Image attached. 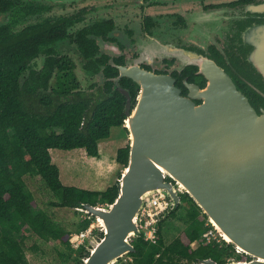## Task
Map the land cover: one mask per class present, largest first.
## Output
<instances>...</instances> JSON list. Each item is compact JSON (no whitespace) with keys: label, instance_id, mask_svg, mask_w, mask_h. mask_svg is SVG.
Segmentation results:
<instances>
[{"label":"water","instance_id":"95a60500","mask_svg":"<svg viewBox=\"0 0 264 264\" xmlns=\"http://www.w3.org/2000/svg\"><path fill=\"white\" fill-rule=\"evenodd\" d=\"M256 68L264 78V66ZM201 73L206 88L189 85L190 97H183L168 75L122 69L140 91L133 106L129 91L116 86L127 101L129 160L112 204L78 208L102 233L89 241L83 264H117L135 253L132 239L141 236L138 219L146 199L166 193L167 217L182 203L179 190L227 244L249 258L227 264H264V109H254L224 71Z\"/></svg>","mask_w":264,"mask_h":264},{"label":"flooded vegetation","instance_id":"af4514ba","mask_svg":"<svg viewBox=\"0 0 264 264\" xmlns=\"http://www.w3.org/2000/svg\"><path fill=\"white\" fill-rule=\"evenodd\" d=\"M8 1L29 8L17 34L44 26L57 33L26 63L21 85H47L49 92L65 85L94 96L110 87L123 96L117 86L135 106L140 91L124 68L168 75L183 97H190L189 85L204 90L201 71L217 68L254 109H264V78L256 68L264 66V0ZM10 21V13H0V26Z\"/></svg>","mask_w":264,"mask_h":264},{"label":"trees","instance_id":"16d2710c","mask_svg":"<svg viewBox=\"0 0 264 264\" xmlns=\"http://www.w3.org/2000/svg\"><path fill=\"white\" fill-rule=\"evenodd\" d=\"M28 10L23 3L15 7L13 1L0 0V13L11 15V21L0 26V264H30L25 250L29 234L46 243L72 247L70 231L57 228L45 211L33 213L35 198L27 191L26 176L41 177L48 189L61 193L62 200L52 205L56 208L110 205L118 195V181L105 191L63 185L50 150L84 148L89 157L96 158L100 156L99 143L110 139L112 128L123 127L128 133L124 127L126 99L110 87L94 96L79 92L78 87L59 85L49 92L47 85L20 84L19 75L26 63L57 37L56 31L45 26L28 27L17 34L22 14ZM129 151L128 144L117 152L116 161L124 168ZM120 177L121 173L118 180ZM184 196L194 206L188 210L189 226L167 244L164 224L176 219L182 206L167 217L166 212L157 224L156 242L146 241L143 235L134 238L136 251L126 256L132 261L125 264H200L206 259L227 264L234 255L236 260H249L224 241L207 243L203 234L209 229L208 218L187 194ZM28 246L34 253L41 251L36 241ZM81 252L78 264L88 256L87 247Z\"/></svg>","mask_w":264,"mask_h":264},{"label":"rangeland","instance_id":"374dc122","mask_svg":"<svg viewBox=\"0 0 264 264\" xmlns=\"http://www.w3.org/2000/svg\"><path fill=\"white\" fill-rule=\"evenodd\" d=\"M53 1L66 2V0H53ZM56 132L58 134H61L62 130L56 129ZM125 140H129V135L123 127L112 128L111 137L108 140L109 141L108 146L111 149V153L113 152L115 157H117L118 150L125 147L123 144ZM101 145L103 147L107 146L106 141ZM108 151L109 148L102 150L104 155L109 154ZM97 166L98 169L100 165ZM124 170L125 168H122L120 173L122 174ZM76 174L73 177L72 176L73 173L70 172L69 174L70 177L67 176L66 179L68 181L69 180L72 181V179H76L77 182L81 184H88L95 186L94 181H96V179L93 176H89L85 179L82 178L77 179ZM60 179L63 185L68 187H76V186H69L64 182V180H62V178ZM25 182L27 185V191L32 193L35 198L34 203L32 205L33 213L38 214L41 211L47 212L57 228H64L72 233L70 240L72 244L71 248H66L55 242L46 243L36 238L34 235L29 234L28 236L29 239L27 241L25 250L30 264H78L77 261L81 257L82 248L84 246L87 247L89 241H91V238H93V236H97L99 233L97 230L96 222L94 221L93 223L94 218H91L88 215L79 212L78 209L72 210L69 208L53 207L52 206L53 203L60 202L62 200L61 193L53 192L50 189H48L45 182L41 179V177L26 176ZM113 182L115 183L114 180H111L109 184H112L111 186H113L114 185ZM97 184L104 185L103 183L100 182L96 183V185ZM103 190H105V188ZM181 197H182V203H181L182 208L178 212L176 219H169L164 224L163 232L167 244L171 243L174 239L179 237L190 224V219L188 217V210L194 209V206L188 203V200L185 199L184 195H181ZM91 229H93V232H91V234L88 235L89 234L88 231H90ZM83 233H86L85 238L81 237ZM87 236H89V238H87ZM84 239H88V240H84ZM31 241H36L39 244L41 251L34 253L28 246V243ZM197 246L198 244L193 245L194 248H196ZM236 258L237 256L234 255L230 259L236 260ZM131 260L132 258L124 257L120 259V261L117 264H125L128 261L130 262Z\"/></svg>","mask_w":264,"mask_h":264},{"label":"crops","instance_id":"0c3cea01","mask_svg":"<svg viewBox=\"0 0 264 264\" xmlns=\"http://www.w3.org/2000/svg\"><path fill=\"white\" fill-rule=\"evenodd\" d=\"M108 140H103L99 143L100 156L96 158L89 157L84 148H79L70 151L58 150V149L50 150L53 163L59 167L60 178H62V180H64V182L69 186H76L77 188L92 190V191L107 190L112 185L109 184L111 180H114L116 183L118 180L119 173L124 167L116 161V157L114 156L113 152L111 153V149L108 146L109 144ZM105 141L107 143V146L103 147L101 144L104 143ZM123 144L126 147L129 144V140H125ZM108 148H109L108 151L109 154L104 155L102 150ZM97 165H100L98 169H97L98 167ZM70 172L73 173L72 175L73 177L77 173L76 174L77 179L78 178L85 179L89 176H93L96 179V181H94L95 186L88 184H81L77 182L76 179H72V181L70 180L68 181L66 178L67 176H69ZM99 182L103 183L104 185H100V184L96 185V183ZM104 188L105 190H103Z\"/></svg>","mask_w":264,"mask_h":264},{"label":"built area","instance_id":"2783aa9c","mask_svg":"<svg viewBox=\"0 0 264 264\" xmlns=\"http://www.w3.org/2000/svg\"><path fill=\"white\" fill-rule=\"evenodd\" d=\"M181 191V190H180ZM182 192V191H181ZM108 205H106L107 207ZM171 208V201L166 193L156 194L146 199L143 209L140 212L138 219L139 227L144 238L148 242L154 243L157 237V224L161 220L162 216ZM206 226L209 228L204 234L203 238L207 243L213 241L221 243L223 238L218 234L214 227L208 222ZM93 232V229L88 231V235ZM86 233H83L81 237L85 238ZM89 238V236H87ZM88 240V239H84ZM83 240V242H84ZM229 261H234L230 259Z\"/></svg>","mask_w":264,"mask_h":264},{"label":"clouds","instance_id":"9594fccd","mask_svg":"<svg viewBox=\"0 0 264 264\" xmlns=\"http://www.w3.org/2000/svg\"><path fill=\"white\" fill-rule=\"evenodd\" d=\"M179 194H180V195H184L185 193H184L183 191L181 192V191L179 190ZM169 199H170V198H169ZM170 201H171V200H170ZM108 206H109V205H108ZM103 207H106V205L103 206ZM170 209H171V208H170ZM170 209H169V210H170ZM169 210H168V211H169ZM168 211H167V212H168ZM166 214H167V213H166ZM166 214H165V216H166ZM208 222H209V220H208ZM212 227H213V226H212ZM139 228H140V227H139ZM140 232H141V230H140ZM142 235H143V234L141 233V236H142ZM155 242H156V241H155ZM155 242H154V243H155ZM224 242H225V241H224ZM225 243H226V242H225ZM194 244H197V243H194ZM194 244H193V245H194ZM229 260H230V259H229ZM131 261H132V260H131ZM234 261H235V260H234ZM229 262H232V261H228V263H229Z\"/></svg>","mask_w":264,"mask_h":264}]
</instances>
